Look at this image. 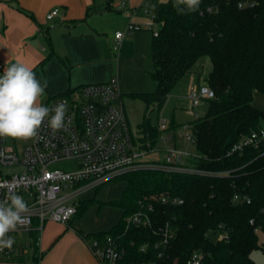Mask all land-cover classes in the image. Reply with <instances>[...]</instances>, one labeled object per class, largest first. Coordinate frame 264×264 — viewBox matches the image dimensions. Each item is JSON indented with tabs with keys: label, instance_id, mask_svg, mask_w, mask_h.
<instances>
[{
	"label": "trees",
	"instance_id": "1",
	"mask_svg": "<svg viewBox=\"0 0 264 264\" xmlns=\"http://www.w3.org/2000/svg\"><path fill=\"white\" fill-rule=\"evenodd\" d=\"M212 4L201 0L196 12L183 14L174 0L155 5L160 28L152 42L151 76L156 90L132 95L146 105L138 137L143 148H156L163 132L151 123L148 111L162 109L202 57L212 62L205 82L215 98L188 125L196 158L184 165L197 172L147 169L125 174L127 186L116 202L124 210L122 219L110 231L83 235L88 245L108 236L116 240L122 252L118 264H187L196 252L202 253V264H259L253 254L263 250L264 141L242 152L232 149L264 128V110L254 105L256 93L264 95V0L246 10L220 3L213 13L200 14ZM178 128L175 121L169 125ZM166 195L183 204L163 205L160 199ZM235 195L250 203L235 202ZM82 210L83 204L77 214ZM138 211L149 215L150 226L128 223ZM33 248L32 262L19 261L39 264L40 248Z\"/></svg>",
	"mask_w": 264,
	"mask_h": 264
},
{
	"label": "built area",
	"instance_id": "2",
	"mask_svg": "<svg viewBox=\"0 0 264 264\" xmlns=\"http://www.w3.org/2000/svg\"><path fill=\"white\" fill-rule=\"evenodd\" d=\"M211 1L213 4L202 10L201 15L213 13L220 3L234 4L239 10L252 9L259 5V0ZM154 8V0L138 7L148 21L145 25L130 23L126 31L116 32L114 52H120L127 33L145 29L151 31L154 38L159 36L160 26ZM62 15L60 9L55 8L47 13L46 19L48 22H54ZM4 68V65L0 64V73ZM214 98L215 93L207 84H191L188 90L191 104L189 113L198 118L200 115L196 114L193 108ZM62 101L67 104L69 121L64 130L52 134L44 127L36 138L23 141L21 145L18 140L0 138V199L4 198L7 188L11 187L23 196L29 206L24 222L15 232L9 233L15 240L12 249L0 251V258L16 260L18 257H25L29 246L40 248L41 233L45 224L52 221L69 225L77 215L81 194L107 181L133 171L147 169L197 172L184 165V161L190 156L187 150L179 149L175 145L166 150L162 158L156 148L145 149L139 139L133 137L116 78L107 83L82 85L47 106L53 107ZM158 127L161 131L169 130V124L165 120L161 121ZM180 137L194 144L191 133ZM162 140L166 142L172 138ZM263 141L264 128L242 139L234 146L232 152H242L249 146L259 147ZM61 162L74 163V170L51 168ZM160 200L163 205L183 204L182 199L167 195ZM234 201L250 203L249 198H241L239 195L234 196ZM128 223L150 226L151 220L147 213L138 211L128 218ZM256 231H260V228ZM24 233L29 234L31 239L23 238ZM34 235L35 238L32 237ZM223 238L221 235L220 239ZM89 246L103 264H118L122 257L119 244L111 236L103 242L93 241ZM161 256L162 254L159 255ZM202 259V253L196 252L187 264H202Z\"/></svg>",
	"mask_w": 264,
	"mask_h": 264
},
{
	"label": "crops",
	"instance_id": "3",
	"mask_svg": "<svg viewBox=\"0 0 264 264\" xmlns=\"http://www.w3.org/2000/svg\"><path fill=\"white\" fill-rule=\"evenodd\" d=\"M159 3L163 2L154 0L155 5ZM144 4L150 2L0 0V64L7 67L19 60L31 66L41 84L47 82L42 98L46 105L82 85L107 83L113 78L118 80L122 99L144 93L153 36L145 29L127 33L120 52L113 51L116 32L126 31L130 23L145 25L148 21L138 9ZM55 8L63 15L48 22L46 15ZM194 81L192 76L190 83ZM205 83L198 81L199 85ZM78 225L73 219L69 225L48 221L41 233L39 264H103L83 238L100 232L81 230ZM0 264L24 263L17 258Z\"/></svg>",
	"mask_w": 264,
	"mask_h": 264
},
{
	"label": "rangeland",
	"instance_id": "4",
	"mask_svg": "<svg viewBox=\"0 0 264 264\" xmlns=\"http://www.w3.org/2000/svg\"><path fill=\"white\" fill-rule=\"evenodd\" d=\"M150 2V0H148ZM158 2H165V0H157ZM168 1V0H167ZM152 38L151 31H147ZM150 59V58H149ZM147 75L145 79V91L144 93H152L156 90V83L153 80L151 73L154 71V63L151 59L146 67ZM212 70V62L209 57H202L194 66L193 71L184 76L177 86L170 93L165 105L162 109H154L148 111V116L151 118V123L154 126H158L161 121H166L169 125L173 121L179 124V128L174 130H167L161 133L159 141L157 143L156 151L163 158L166 150L177 145L179 149L187 150L190 154L184 161L196 158L195 145L187 141L185 138H181L184 135L189 134V122L194 117L189 113L191 104L188 99V90L190 87V80L192 76L195 77V85H199V82H203ZM198 77V78H197ZM200 78V80H199ZM206 84V83H205ZM124 107L128 116V121L132 135L135 139L140 136L139 126L144 120L146 113V105L140 99L132 96H123ZM46 105V104H45ZM254 105L264 110V95L256 93L254 99ZM208 104L204 102L201 106L194 107L193 111L200 116L204 115L207 111ZM171 137L172 140L164 142L162 139ZM23 141L18 140V144H22ZM52 169L74 170L75 165L72 162H61L51 167ZM127 186V181L120 177L114 180L107 181L99 187L92 188L85 193L81 194L80 201L83 204V210L79 214L75 215L73 221H79L78 228L81 230H92L94 232H104L107 228L109 231L116 226L124 215V210L121 209L116 202L122 197L123 190ZM80 204V205H81ZM115 224L110 227V224ZM107 232V231H106ZM35 237V236H32ZM23 238H30L27 233L23 234ZM261 243H263V250H260L254 254L259 264H264V231L259 233ZM34 255L33 246L27 248L24 260L29 263L32 262ZM2 262H12L14 259L0 258Z\"/></svg>",
	"mask_w": 264,
	"mask_h": 264
},
{
	"label": "clouds",
	"instance_id": "5",
	"mask_svg": "<svg viewBox=\"0 0 264 264\" xmlns=\"http://www.w3.org/2000/svg\"><path fill=\"white\" fill-rule=\"evenodd\" d=\"M167 2V0H165ZM201 0H174L180 13L196 12ZM183 6V7H181ZM47 82L41 84L33 68L19 60L0 73V138L27 141L36 138L42 128L52 134L64 130L69 123L66 102L49 107L42 102ZM28 204L14 188L8 187L0 199V251L11 250L15 232L26 219Z\"/></svg>",
	"mask_w": 264,
	"mask_h": 264
}]
</instances>
